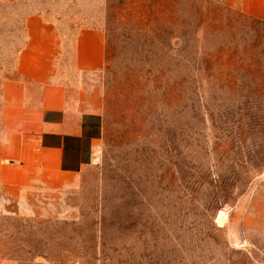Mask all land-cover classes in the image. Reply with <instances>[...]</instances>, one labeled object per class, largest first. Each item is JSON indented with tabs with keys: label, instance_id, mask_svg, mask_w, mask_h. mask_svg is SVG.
Wrapping results in <instances>:
<instances>
[{
	"label": "rangeland",
	"instance_id": "rangeland-1",
	"mask_svg": "<svg viewBox=\"0 0 264 264\" xmlns=\"http://www.w3.org/2000/svg\"><path fill=\"white\" fill-rule=\"evenodd\" d=\"M203 1L208 10L221 7L217 21L227 42L213 74L205 60L216 46L205 40L213 23L193 16L194 3ZM116 3L0 4V87L15 76L30 15L57 24L66 51L82 27L103 30L106 45L99 75L102 122L93 161L78 187L50 194L32 191L18 215L0 209V260L259 264L264 241V24L246 17L233 20L222 6L236 9L234 0H189L176 15L191 21L182 31L177 27L182 45L165 71L158 27L140 24L135 8L117 14ZM229 19L239 26L234 60L228 57L234 47ZM188 63L202 67L180 70ZM9 207L16 210L14 204Z\"/></svg>",
	"mask_w": 264,
	"mask_h": 264
},
{
	"label": "crops",
	"instance_id": "crops-1",
	"mask_svg": "<svg viewBox=\"0 0 264 264\" xmlns=\"http://www.w3.org/2000/svg\"><path fill=\"white\" fill-rule=\"evenodd\" d=\"M234 5L264 20V0H234ZM25 32L15 76L0 87V209L17 215L29 193L76 188L91 165L102 122L99 75L106 63L100 28H79L70 51L57 24L40 15L26 19Z\"/></svg>",
	"mask_w": 264,
	"mask_h": 264
},
{
	"label": "trees",
	"instance_id": "trees-1",
	"mask_svg": "<svg viewBox=\"0 0 264 264\" xmlns=\"http://www.w3.org/2000/svg\"><path fill=\"white\" fill-rule=\"evenodd\" d=\"M116 6L114 7V11L118 14L119 11H125L127 8H130L131 10L135 8V16L141 17V21L139 20V23L144 26L143 21H145L146 26L156 25L158 27V35L160 37V44H161V50L165 53L163 55L162 61L166 64L165 71L169 70L172 66V63L175 61L173 58V51L178 50V47H181L182 42V34H176V29L179 26L178 31H182L184 24H189L188 22L191 21V17H188L187 19L183 20L177 17L176 12H179V9L184 11L185 4L189 5V0H116ZM208 7H210L206 1H203L201 3L196 2L194 3V8L196 9L194 13L195 19H200L204 23L207 21L208 24H212V30L209 31L206 36L205 40L211 42V46L213 48L214 44H216L215 48L212 51H209L207 53V56L205 58L206 61H208L210 73L213 74L217 69L220 68V64L222 61V55L226 50L224 51V43L226 42L225 39H223V35L225 33V30L222 29V25L218 23L217 18L220 11V6H216L212 10H208ZM228 13H231L233 15V20L235 18L239 17H246L248 18L252 23L258 25V24H264V20L254 18L252 16H249L242 11L238 9L231 8L227 5L222 6ZM187 11V9H186ZM201 11V12H200ZM207 11H210L209 14H206ZM232 19L228 20V23L226 24V27H228L231 30V43H233L234 47H229V58L234 60V57L237 56V50H236V38L239 34V26L234 25ZM221 28V29H220ZM220 33V34H219ZM205 34V33H204ZM218 34L221 35L220 41L217 43ZM227 44V42H226ZM196 67L197 70L202 67V65L198 66L193 63H188L183 66V68H180V70L184 71H193ZM176 71V70H175ZM41 256L40 254L37 255L36 253H33V257Z\"/></svg>",
	"mask_w": 264,
	"mask_h": 264
},
{
	"label": "built area",
	"instance_id": "built-area-1",
	"mask_svg": "<svg viewBox=\"0 0 264 264\" xmlns=\"http://www.w3.org/2000/svg\"><path fill=\"white\" fill-rule=\"evenodd\" d=\"M259 264H264V241H263V247H262V251H261V260H260Z\"/></svg>",
	"mask_w": 264,
	"mask_h": 264
},
{
	"label": "bare ground",
	"instance_id": "bare-ground-1",
	"mask_svg": "<svg viewBox=\"0 0 264 264\" xmlns=\"http://www.w3.org/2000/svg\"><path fill=\"white\" fill-rule=\"evenodd\" d=\"M222 216H223V214L221 213V214L219 215V218L222 219Z\"/></svg>",
	"mask_w": 264,
	"mask_h": 264
}]
</instances>
